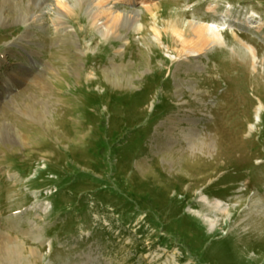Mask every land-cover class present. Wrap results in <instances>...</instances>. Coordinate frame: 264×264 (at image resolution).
Wrapping results in <instances>:
<instances>
[{
    "label": "rangeland",
    "instance_id": "rangeland-1",
    "mask_svg": "<svg viewBox=\"0 0 264 264\" xmlns=\"http://www.w3.org/2000/svg\"><path fill=\"white\" fill-rule=\"evenodd\" d=\"M68 1L0 19V264H264V0Z\"/></svg>",
    "mask_w": 264,
    "mask_h": 264
},
{
    "label": "bare ground",
    "instance_id": "bare-ground-1",
    "mask_svg": "<svg viewBox=\"0 0 264 264\" xmlns=\"http://www.w3.org/2000/svg\"><path fill=\"white\" fill-rule=\"evenodd\" d=\"M50 0H39V4H36L35 0L32 2L30 0L25 2V0H0V19L5 18L6 12H16L17 11V17H20L21 19H32L33 25L38 26L43 25L44 26V15L49 14L51 20L53 21L54 30L56 32H59V34L62 36V34L69 32V27L66 26L64 18L67 16L66 13L71 11L72 6L69 4L68 0H54L56 3L54 6H51L48 10L45 8V4ZM75 5H84L86 7V11L90 14L91 12H94L93 19L96 20L97 17L101 14H105L106 16L104 22H97L94 21V25H99L98 32L102 36H110L112 34H118V28L117 22L120 21L122 18L126 21L133 22L139 17V11L137 10H130V11H118V9L115 8V6H108L106 5L105 0H74ZM132 1V0H127ZM25 4H28L27 8H25ZM35 4L37 9L32 10L31 5ZM148 9L151 11H154L156 4H148ZM96 9V11H95ZM98 12V13H97ZM258 14V12H255V14ZM96 14H98L96 16ZM92 15V14H91ZM93 21V20H92ZM137 27L140 29L142 28V23L140 22ZM72 29V28H71ZM157 31V29H155ZM175 31L178 32V35L181 37L182 42L187 43L186 35L187 31H184L183 29L177 30V28H174ZM159 34H157L158 37L161 38V32L157 31ZM192 34L197 39L196 47L200 45L199 49H192L190 52H197L198 54L201 53V51L204 49L206 50L211 44H216L221 41H224V37L222 33L218 32L212 25L210 24H193ZM32 32H30L26 37L31 40ZM245 44V43H244ZM248 50L253 54V57H257L256 49L252 46H247ZM5 86L10 87L12 86V82L7 81V79H4ZM214 204V207L218 210H226L223 209L221 206V203L219 201H216Z\"/></svg>",
    "mask_w": 264,
    "mask_h": 264
}]
</instances>
